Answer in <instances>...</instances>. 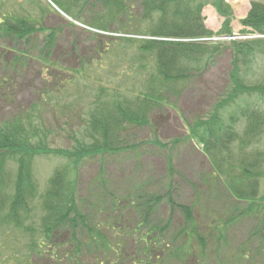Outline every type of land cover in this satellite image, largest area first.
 <instances>
[{
	"label": "rangeland",
	"instance_id": "obj_1",
	"mask_svg": "<svg viewBox=\"0 0 264 264\" xmlns=\"http://www.w3.org/2000/svg\"><path fill=\"white\" fill-rule=\"evenodd\" d=\"M251 1L222 0L214 6L213 0H204L208 3L203 10L207 27L217 33L229 20L230 29L243 34L240 19L247 15ZM140 3L129 0L125 13L109 17L103 0H79L70 9L59 0H0L2 10L26 17L41 28L28 40L0 42V127L21 120L32 134L38 130L39 136L31 142L38 144L41 137L50 151L31 158L38 191L30 203V212H22L26 219L21 226L5 222L7 209L1 211L0 264H70L68 257L76 244L68 243L67 235H57L55 245H65L54 253L46 252L48 246L39 248L45 214L41 195L54 171L72 164L67 157L51 150L72 149L75 138L90 142L93 114L114 108L116 101L122 105L136 102L140 93L147 91L148 79L156 68L152 56H144L141 46L151 39L153 24L141 19ZM98 19L106 22V31L93 28L92 24L100 23ZM49 34H53L55 41L46 55ZM244 37L241 39L253 40ZM207 45L210 56L202 73L196 72L187 82L168 86L164 93L166 104L149 114V124H127L121 129L119 141L124 148L116 154L88 157L80 164L79 196L88 206L102 204L103 209L111 206L112 198H120V224L126 223L133 229L143 214L146 199L161 196V202L153 204V219L167 228L164 243L171 249L183 245L186 256L170 264H264V207L225 225L227 219L238 214L237 208H247L249 201L235 200L204 147L192 135V126L201 118H209L215 104L233 85L230 72L234 44L221 39ZM256 46L252 55H239L241 76L250 86L264 84V42ZM247 104L264 111V96L245 95L241 107ZM237 107L234 104L223 111L222 117L228 122ZM245 124L241 119L236 125L240 133ZM237 144L238 141L233 146L237 153L234 157L239 153ZM249 148L251 152L264 153V134ZM170 161L174 171L169 167ZM17 168L18 161L8 159L0 180L8 181L10 186L11 175ZM260 183V197L255 202L264 205V176ZM9 186L4 190L6 195L12 191ZM170 198L177 205L174 209L168 202ZM128 200L134 204V210L125 212ZM190 204L195 205L194 223L203 237L202 244L192 232L191 222L186 223V233L190 235H178L185 225L178 205ZM96 219L101 222L102 215ZM123 231L127 230L106 229L112 241L125 243L128 257L119 263L143 264V253L138 259L136 251L143 244L139 235L126 238ZM82 246L87 248L86 242ZM102 260L106 262V258ZM81 261L101 263L87 253L73 264Z\"/></svg>",
	"mask_w": 264,
	"mask_h": 264
},
{
	"label": "trees",
	"instance_id": "obj_2",
	"mask_svg": "<svg viewBox=\"0 0 264 264\" xmlns=\"http://www.w3.org/2000/svg\"><path fill=\"white\" fill-rule=\"evenodd\" d=\"M59 1L69 9L79 2V0ZM140 1L141 19L153 24V29L150 32L151 39L145 40L141 46L144 56H152L156 68L155 73H152L148 79L147 91L141 92L136 102L128 101V105H122L116 101L114 108L108 111L101 109L99 113L93 114L90 123V142H83L75 138V145L72 149L51 150L52 153L67 157L72 164L56 169L49 180L47 190L41 195V205L45 214L39 248L48 246L46 252L54 253L56 248L65 245V242L55 245L54 240L58 237L57 235L60 233L67 235L68 243L76 244L74 252L68 257L70 264L81 260V257L86 253L90 258L101 260L100 264H120V260H126L128 256L125 243L116 239L112 241L106 233L108 227L113 230L123 227L124 230H127L123 231L126 238L139 235V242L143 243L141 249H136L139 253L138 259L143 253L140 263L170 264L174 259L181 261L186 257L183 245L171 249L169 244L164 243L167 228L166 226L162 227L161 222L158 223L153 219L155 216L153 204L157 201L161 202V196L146 199V202L143 203V214L140 215L141 218L136 222L134 229L126 223H122V226L120 224V198H112L111 206L103 209L102 204L88 206L87 201L79 196L78 172L80 164L88 157L98 155L104 157L107 154L118 153L121 148H124L121 147L119 141L123 127L127 124L140 126L149 124V114L166 104L164 93L168 89L167 87L187 82L196 72L202 73L205 69L204 66L208 64L206 61V58L210 56L207 55L208 43L190 41V39L211 37L215 34L206 26V18L203 16V10L208 3L206 4L204 0ZM128 2L129 0H103V3L108 7L107 16L115 17L125 13ZM221 2L222 0H213L214 6ZM97 21L100 23L92 24L93 28L106 31V22L101 19ZM227 22L228 24L224 25L217 33L231 34L233 32L229 27V20ZM240 23L243 26V34L264 35V0H252L250 10L245 17L240 19ZM39 29L41 28H37V24L32 20L10 14L2 10L0 5V42L8 39L28 40ZM224 30L227 32L225 33ZM54 41L53 34H49L44 49L46 55L52 49ZM263 42L264 37L231 42L235 49L233 68L230 72V80L233 85L225 96L215 104L211 116L199 119L192 126V135L204 147L216 173L226 184V189L237 202L249 201L248 207L237 208L238 214L227 219L225 225L231 224L238 216L264 207L262 203L255 202L260 197V181L264 176L262 168L264 153H254L248 150L251 149L249 147L252 144L261 140L264 134V111L250 104L241 107V102L245 101V95L260 93L264 96V84L259 86L246 84L239 67V55H252L255 50L254 46L257 47L256 45H261ZM234 104H237L238 107L235 111L231 110L233 113H230L227 122L222 117V112ZM241 119L245 120L246 124L240 133L236 125ZM29 124L31 125V123ZM34 133L35 135L26 128L21 120L5 124L3 128L0 127V175L5 174L8 159L18 161L17 171L11 175L12 184L9 186L8 181L0 180V215L3 209H7L5 222L11 221L16 227H20L23 219H26L22 216V212L25 214L30 212V203L38 191V186L32 175L31 158L37 154L50 152L44 147L45 144L41 141V137H39L38 144L31 142L34 137L39 136L37 128ZM237 141L239 142V145L237 144L239 153L237 157H234L237 153L233 152V146ZM160 145L165 146L162 143ZM27 157H30V160ZM169 165L170 169L174 171L171 161ZM8 186L12 191L6 195L4 190ZM262 198L264 199V195ZM168 202L173 209L177 206L172 198ZM128 204L124 209L125 212L134 210L131 208L134 205L131 200H128ZM194 206V204L178 205L185 219V225L182 230H178V235L189 236L190 232L186 233V229H188L186 223L191 222L192 232L198 236V240L202 244L203 237L198 234V226L194 223ZM136 207L138 209V205ZM100 215H102L101 222L95 221L97 220L96 216ZM179 236H174V239ZM83 242H86L87 248L82 246ZM35 245L37 246V244ZM105 258L106 262L102 260ZM77 264L83 263L81 261Z\"/></svg>",
	"mask_w": 264,
	"mask_h": 264
}]
</instances>
